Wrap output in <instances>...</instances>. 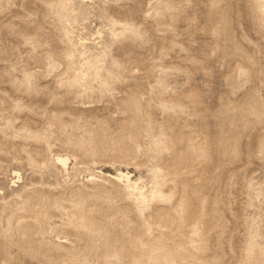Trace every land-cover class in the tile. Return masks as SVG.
Returning a JSON list of instances; mask_svg holds the SVG:
<instances>
[{"label": "rangeland", "instance_id": "obj_1", "mask_svg": "<svg viewBox=\"0 0 264 264\" xmlns=\"http://www.w3.org/2000/svg\"><path fill=\"white\" fill-rule=\"evenodd\" d=\"M0 264H264V0H0Z\"/></svg>", "mask_w": 264, "mask_h": 264}]
</instances>
